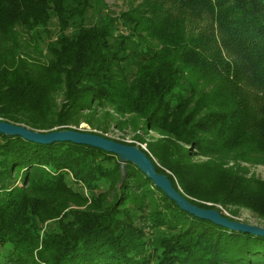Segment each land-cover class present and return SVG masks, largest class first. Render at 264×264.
I'll list each match as a JSON object with an SVG mask.
<instances>
[{"label":"trees","instance_id":"obj_1","mask_svg":"<svg viewBox=\"0 0 264 264\" xmlns=\"http://www.w3.org/2000/svg\"><path fill=\"white\" fill-rule=\"evenodd\" d=\"M138 1L111 18L102 0H0V120L127 122L159 136L140 150L191 204L264 224L250 173L264 168V0ZM20 31L39 59L17 52ZM125 168L121 182L110 153L0 134V264H264V237L197 219Z\"/></svg>","mask_w":264,"mask_h":264},{"label":"water","instance_id":"obj_2","mask_svg":"<svg viewBox=\"0 0 264 264\" xmlns=\"http://www.w3.org/2000/svg\"><path fill=\"white\" fill-rule=\"evenodd\" d=\"M0 134L7 137H19L23 140L41 145L69 142L110 153L118 158L121 182L125 180L126 176L125 165L126 163H130L140 170L155 187L161 190L167 198L173 201L182 211L197 219L209 221L216 226L232 232L264 237V228L262 227L245 224L236 220H229L214 209H202L191 204L172 187L165 175L156 172L155 166L151 160L136 146L124 145L92 133L70 129L38 132L25 126L8 123L2 120H0Z\"/></svg>","mask_w":264,"mask_h":264},{"label":"rangeland","instance_id":"obj_3","mask_svg":"<svg viewBox=\"0 0 264 264\" xmlns=\"http://www.w3.org/2000/svg\"><path fill=\"white\" fill-rule=\"evenodd\" d=\"M102 1L104 2L106 6L107 14L110 15L111 18H117L121 13L127 12L132 7L139 4L138 0H102ZM99 23H100V19L96 17V14L94 12H90L88 24L92 25V24H99ZM50 25H51L50 33H51V36L53 37L57 34L58 28L55 22H51ZM118 33H122L121 35L126 36L129 33H131V29L128 27L126 28L123 26H119ZM15 42L17 45L16 49L19 54L23 53L27 57L34 58L35 60L39 59L38 52L35 50V47L33 46L34 40L31 37V34L29 32H24V31L18 32V36L15 38ZM133 58H135V54L131 53L130 59H133ZM83 120L84 119H80V121H83ZM92 123L94 126L96 125L94 121H92ZM109 125L110 126H108V130L105 131V133L103 131L92 129L91 127H89L88 125L84 123H81L79 127L77 128L74 126H71L69 129L79 131V132L92 133V134L104 137L109 140L116 141L124 145L136 146L137 148L145 152H148L146 148V141L150 139H156L159 137L157 134H154L152 132H149L145 136L142 131L137 130V129L134 130L133 127L127 122L123 125L124 128L122 130H117L114 123L110 122ZM136 136H139L141 138L144 137L145 142L139 143L135 139ZM250 173L254 174L256 177L264 178V168L263 167H252L250 168ZM235 219L240 222L245 221L250 225H255L259 227L264 226V224L261 221L257 220L256 218L253 217L252 214L244 210L239 211Z\"/></svg>","mask_w":264,"mask_h":264},{"label":"built area","instance_id":"obj_4","mask_svg":"<svg viewBox=\"0 0 264 264\" xmlns=\"http://www.w3.org/2000/svg\"><path fill=\"white\" fill-rule=\"evenodd\" d=\"M223 213H224L226 216H229V215L227 214V212H225L224 210H223Z\"/></svg>","mask_w":264,"mask_h":264}]
</instances>
